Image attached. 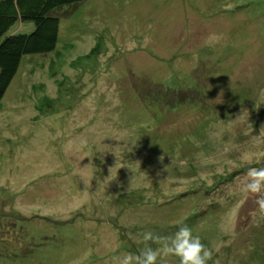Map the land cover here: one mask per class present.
Returning a JSON list of instances; mask_svg holds the SVG:
<instances>
[{
  "label": "rangeland",
  "instance_id": "obj_1",
  "mask_svg": "<svg viewBox=\"0 0 264 264\" xmlns=\"http://www.w3.org/2000/svg\"><path fill=\"white\" fill-rule=\"evenodd\" d=\"M71 10L0 103V264H117L184 225L207 264H264V214L242 191L264 168V0Z\"/></svg>",
  "mask_w": 264,
  "mask_h": 264
},
{
  "label": "trees",
  "instance_id": "obj_2",
  "mask_svg": "<svg viewBox=\"0 0 264 264\" xmlns=\"http://www.w3.org/2000/svg\"><path fill=\"white\" fill-rule=\"evenodd\" d=\"M86 0H0V103L23 57L53 52L58 44L60 16ZM242 7V6H241ZM33 23L30 33L7 35L17 23Z\"/></svg>",
  "mask_w": 264,
  "mask_h": 264
},
{
  "label": "clouds",
  "instance_id": "obj_3",
  "mask_svg": "<svg viewBox=\"0 0 264 264\" xmlns=\"http://www.w3.org/2000/svg\"><path fill=\"white\" fill-rule=\"evenodd\" d=\"M260 95L264 97V90ZM259 136H264V125L260 128ZM242 191L256 197L257 211L264 214V168L251 167L247 170ZM142 240L157 243L160 247L146 246L138 253H124L115 258L117 264H168L170 257L178 258L179 264H207L212 259V250L202 243L198 235L194 236L187 225L179 227L171 236L146 231L142 234Z\"/></svg>",
  "mask_w": 264,
  "mask_h": 264
}]
</instances>
